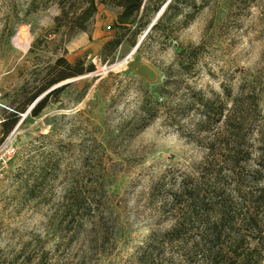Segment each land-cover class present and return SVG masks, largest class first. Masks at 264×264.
Returning <instances> with one entry per match:
<instances>
[{
    "label": "rangeland",
    "instance_id": "374dc122",
    "mask_svg": "<svg viewBox=\"0 0 264 264\" xmlns=\"http://www.w3.org/2000/svg\"><path fill=\"white\" fill-rule=\"evenodd\" d=\"M32 1L37 11L27 13ZM55 2L0 0V146L16 150L0 172V264H137L140 249L173 224L163 209L170 189L201 177L208 150L198 138H209L196 132L194 112L162 107L152 119L144 93L163 84L181 46L197 55L185 77L192 88L225 99L256 85L264 114V0H197L172 40L154 35L133 55L125 42L110 63L101 49L120 10L99 6L88 31L64 43ZM63 48L68 62L95 70L66 80L39 116L29 106L4 136L1 123L11 122L12 108L37 90ZM186 90L172 87L178 98ZM75 196L86 206L72 218ZM88 205L93 214L109 210L91 218ZM257 215L264 237V203Z\"/></svg>",
    "mask_w": 264,
    "mask_h": 264
},
{
    "label": "trees",
    "instance_id": "16d2710c",
    "mask_svg": "<svg viewBox=\"0 0 264 264\" xmlns=\"http://www.w3.org/2000/svg\"><path fill=\"white\" fill-rule=\"evenodd\" d=\"M56 1L60 9V15L55 17L56 30L67 27L64 43L77 33L88 31V25L98 13L99 6L120 10L111 27L115 30L114 35L101 49L102 60L109 63L125 42H129L133 48L137 45L138 36L150 26L167 2ZM34 5L35 1H32L27 13L37 11ZM198 9L197 0H172L137 52L141 54L154 35L162 43L172 40L179 26L190 23L194 10ZM66 53L67 50L63 48V55L46 68L37 90L27 96L21 106L12 108L13 112L8 117L11 122L7 120L1 123L4 136L18 123L20 115L49 89L95 70L93 64L86 65L83 60L73 64L68 62ZM196 57L193 50L179 46L173 64L165 72L163 84L144 93L145 105L149 104L145 113L152 119L162 107L164 111L174 109L183 115L194 112L199 117L196 132L201 136L209 134V138H198L207 143L208 150L202 162L201 177L197 182L189 177L184 178L179 190L170 189L171 194L163 202V209L172 216L169 219L173 224L170 229L149 239L138 253L137 264H264L263 223L257 215L264 203L262 92L256 85H250L246 92L241 91L235 96L228 94L224 99L218 94L209 95L201 89L192 88L185 77L197 67ZM172 87L187 90L178 98L176 93L173 94ZM63 89L47 94L35 105L31 115L39 116L50 98L59 95ZM174 101H177L175 106ZM128 129L134 131V126L130 125ZM82 202L81 196H75L67 211L72 218L80 213L81 207L86 206ZM89 205L86 212L91 218H104L109 210L106 208L100 214H93Z\"/></svg>",
    "mask_w": 264,
    "mask_h": 264
},
{
    "label": "water",
    "instance_id": "95a60500",
    "mask_svg": "<svg viewBox=\"0 0 264 264\" xmlns=\"http://www.w3.org/2000/svg\"><path fill=\"white\" fill-rule=\"evenodd\" d=\"M172 0H168L166 2V4L162 7V9L160 10V12L157 14L156 18L153 20V22L150 24V26L148 27L147 31L144 33V35L140 38V40L138 41L137 45L134 47L133 52L135 53L138 48L140 47V45L142 44L143 40L145 39V37L148 35V33L151 31V29L153 28V26L157 23V21L159 20V18L162 16V14L164 13L165 9L167 8V6L169 5V3ZM68 83H70L69 81L63 82L59 85H56L55 87H53L50 91H48L47 93L43 94L30 108L29 112L35 107V105L43 98L45 97L47 94H49V92L60 88L64 85H67Z\"/></svg>",
    "mask_w": 264,
    "mask_h": 264
},
{
    "label": "built area",
    "instance_id": "2783aa9c",
    "mask_svg": "<svg viewBox=\"0 0 264 264\" xmlns=\"http://www.w3.org/2000/svg\"><path fill=\"white\" fill-rule=\"evenodd\" d=\"M16 155V150L11 147L8 142L0 146V172L2 169L7 168L12 158Z\"/></svg>",
    "mask_w": 264,
    "mask_h": 264
},
{
    "label": "crops",
    "instance_id": "0c3cea01",
    "mask_svg": "<svg viewBox=\"0 0 264 264\" xmlns=\"http://www.w3.org/2000/svg\"><path fill=\"white\" fill-rule=\"evenodd\" d=\"M110 39H111V38H110ZM103 40H104V43H103V45H104L105 42H107V41L109 40V38H104ZM103 45H102V47H103Z\"/></svg>",
    "mask_w": 264,
    "mask_h": 264
},
{
    "label": "bare ground",
    "instance_id": "6f19581e",
    "mask_svg": "<svg viewBox=\"0 0 264 264\" xmlns=\"http://www.w3.org/2000/svg\"><path fill=\"white\" fill-rule=\"evenodd\" d=\"M134 54V52H132L130 55H133ZM126 62V61H125ZM128 63V62H127ZM124 64H126V63H124Z\"/></svg>",
    "mask_w": 264,
    "mask_h": 264
}]
</instances>
